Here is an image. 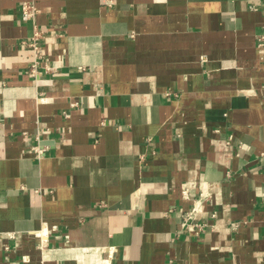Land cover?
Wrapping results in <instances>:
<instances>
[{"label": "crops", "instance_id": "crops-1", "mask_svg": "<svg viewBox=\"0 0 264 264\" xmlns=\"http://www.w3.org/2000/svg\"><path fill=\"white\" fill-rule=\"evenodd\" d=\"M25 1L0 0V264H264V0Z\"/></svg>", "mask_w": 264, "mask_h": 264}, {"label": "built area", "instance_id": "built-area-1", "mask_svg": "<svg viewBox=\"0 0 264 264\" xmlns=\"http://www.w3.org/2000/svg\"><path fill=\"white\" fill-rule=\"evenodd\" d=\"M264 9V3L261 4ZM258 6H254L253 9L257 10ZM40 13L39 7L37 5V0H28L22 3L21 6V17L23 21L32 22L35 20L36 16ZM44 36L42 32L35 27L32 36L29 38H25L21 40L20 47L22 50H28L31 53L32 63L30 65V71L37 77H40L42 73L45 72H53L56 70L55 66H50L49 64L42 65L43 60L45 58L44 49L42 46V40ZM256 47L259 56V60L264 69V26L262 32L257 35L256 38ZM32 150L36 153L37 159L43 158L45 155V151L41 149L39 146H35ZM184 198H188V192L184 191ZM200 202V201H198ZM198 205V204H197ZM199 206V207H198ZM195 206L191 210H185L183 208L179 209L181 225L184 229H192L202 231L204 228V224H200L196 222V216L201 212V205Z\"/></svg>", "mask_w": 264, "mask_h": 264}]
</instances>
